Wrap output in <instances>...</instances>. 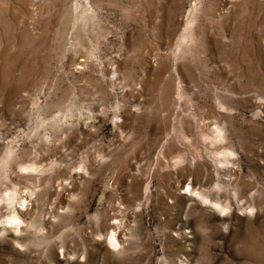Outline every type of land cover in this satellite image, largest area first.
I'll return each instance as SVG.
<instances>
[{"label": "rangeland", "instance_id": "1", "mask_svg": "<svg viewBox=\"0 0 264 264\" xmlns=\"http://www.w3.org/2000/svg\"><path fill=\"white\" fill-rule=\"evenodd\" d=\"M0 264H264V0H0Z\"/></svg>", "mask_w": 264, "mask_h": 264}, {"label": "bare ground", "instance_id": "2", "mask_svg": "<svg viewBox=\"0 0 264 264\" xmlns=\"http://www.w3.org/2000/svg\"><path fill=\"white\" fill-rule=\"evenodd\" d=\"M112 240H115V237H113Z\"/></svg>", "mask_w": 264, "mask_h": 264}]
</instances>
